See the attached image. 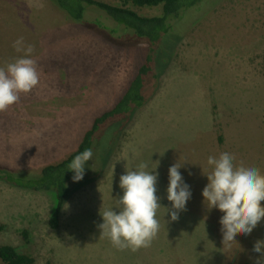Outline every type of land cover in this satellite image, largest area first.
Segmentation results:
<instances>
[{
	"label": "rangeland",
	"instance_id": "rangeland-1",
	"mask_svg": "<svg viewBox=\"0 0 264 264\" xmlns=\"http://www.w3.org/2000/svg\"><path fill=\"white\" fill-rule=\"evenodd\" d=\"M126 7L146 17L163 14L162 6ZM85 14L77 23L50 0H0V67L22 55L13 43L23 37L40 76L0 112L1 166L37 174L66 159L144 62L147 42L96 8ZM170 24L156 58L155 95L104 134L83 180L72 182L57 227L50 223L52 192L0 179L1 245L29 254L35 264H256L261 254L253 247L264 239V220L224 245L222 213L202 204L208 181L201 168L209 155L229 152L235 163L264 173V0H202ZM158 161L159 231L148 247L118 249L100 236V209L114 207L122 195L126 163L131 170ZM174 163L183 166L192 191L177 221L163 207L171 206L166 188Z\"/></svg>",
	"mask_w": 264,
	"mask_h": 264
},
{
	"label": "clouds",
	"instance_id": "clouds-1",
	"mask_svg": "<svg viewBox=\"0 0 264 264\" xmlns=\"http://www.w3.org/2000/svg\"><path fill=\"white\" fill-rule=\"evenodd\" d=\"M13 47L22 55L0 67V112L14 105L20 93L31 91L40 80L36 61L32 58L33 47L26 45L23 37L14 41ZM92 158L93 151L86 149L71 160L67 168L73 173V182L83 180ZM235 159L229 152L209 155L207 169L201 168L208 181L201 193L202 204L209 212L216 209L222 213L219 223L224 245H231L239 233L250 235L264 220V173L255 165L237 164ZM158 166L159 161L152 168L140 162L130 170L126 163V171L119 177L122 195L116 197L114 207L103 210L101 207L100 236L109 239L114 247L136 251L150 246L156 237L159 231L157 211L162 206L157 195ZM182 167L174 163L168 169L166 199L171 206L163 207L171 221L179 219L192 198L191 187L180 171ZM253 251L261 254L256 264H264V239L255 242Z\"/></svg>",
	"mask_w": 264,
	"mask_h": 264
},
{
	"label": "trees",
	"instance_id": "trees-1",
	"mask_svg": "<svg viewBox=\"0 0 264 264\" xmlns=\"http://www.w3.org/2000/svg\"><path fill=\"white\" fill-rule=\"evenodd\" d=\"M50 1L77 23L83 22L85 12L88 9L96 8L133 31L140 40L149 45L144 62L138 68L123 95L110 109L93 120L91 127L85 132L75 152L61 162L45 166L37 174L11 170L0 165V179L8 184L18 188L50 191L55 195L56 205L50 223L53 227H57L64 203L73 191V173L68 170V164L77 154L86 149H91L94 153L102 141V137L110 128L119 126V123L124 125L137 109L143 107L155 95L159 86V70L156 66V58L161 43L172 29L170 20L178 18L183 11L193 8L202 0H120L123 5H112L100 0ZM128 4L138 7L162 6L163 14L154 17L142 16L127 8L126 5ZM119 131L120 128L114 132L111 143L112 141L115 143ZM100 155H96L98 159ZM104 159L106 160V158ZM89 165H91V161H89ZM86 170L87 168L85 175ZM0 261L3 264H35V259L29 254L14 246L1 244Z\"/></svg>",
	"mask_w": 264,
	"mask_h": 264
}]
</instances>
